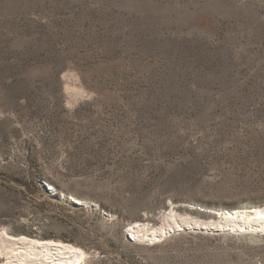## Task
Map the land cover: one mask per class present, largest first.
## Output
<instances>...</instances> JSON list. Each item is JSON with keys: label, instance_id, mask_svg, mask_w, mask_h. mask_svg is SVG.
I'll return each mask as SVG.
<instances>
[{"label": "rangeland", "instance_id": "rangeland-1", "mask_svg": "<svg viewBox=\"0 0 264 264\" xmlns=\"http://www.w3.org/2000/svg\"><path fill=\"white\" fill-rule=\"evenodd\" d=\"M254 206L264 0H0V230L84 264H264L262 234H126Z\"/></svg>", "mask_w": 264, "mask_h": 264}, {"label": "bare ground", "instance_id": "bare-ground-1", "mask_svg": "<svg viewBox=\"0 0 264 264\" xmlns=\"http://www.w3.org/2000/svg\"><path fill=\"white\" fill-rule=\"evenodd\" d=\"M220 216L221 219L213 223L214 227L219 228L220 231L264 233V210L243 211L234 215L220 213ZM183 228L197 229L190 220L185 218L179 220V215L172 210L169 215L164 217L160 227L148 231L146 226L140 231H128L134 241L152 245ZM202 229L205 232L211 230L209 226ZM149 233H152L151 237L148 236ZM0 256L6 258V264H84L87 258L86 252L75 245L65 244L61 241L16 238L10 236L6 229L0 230Z\"/></svg>", "mask_w": 264, "mask_h": 264}, {"label": "water", "instance_id": "water-1", "mask_svg": "<svg viewBox=\"0 0 264 264\" xmlns=\"http://www.w3.org/2000/svg\"><path fill=\"white\" fill-rule=\"evenodd\" d=\"M257 210H264V206H254V207H249V208L243 207V208L237 209V210H226V209H224V210H221V211H216V212H214L215 213L214 215L216 217V219H214V222H212V223H201L199 220H196V223H193V224L195 225V228H197V229H195L193 231L204 232L202 228H204L205 226H209L211 228V230L209 231V233H214V234H223V233L236 234V233L230 232L228 230L220 231L219 228L214 227L213 223H215L219 219H221L220 213L222 215H225V214L226 215H228V214L234 215L237 212L257 211ZM158 215H160V221H159V223H160V226H162L163 219H164L165 216L169 215V211L168 210H164L163 212H159ZM146 226L148 228L147 229L148 231L155 227L154 225H150L149 223L140 222L139 224L132 223V225L128 227V230L134 231V232L135 231H140V230H143L144 227H146ZM198 228H200V229H198ZM128 230L126 231L127 237L129 238V240H131V241L134 242V240L130 237ZM182 231L188 232V231H191V230H189L188 228H183L179 232H182ZM174 233H178V232H174ZM174 233H172V234H174ZM237 234H243V233H237ZM257 234H260V233H257ZM262 235L264 236V233ZM148 236L151 237L152 236V233H149ZM24 237L25 238H28V239H35V238L37 240L40 239L39 236H35V235H34V238H29V237H26V236H24ZM141 237L143 238V236H141ZM137 243H139V242H137ZM140 244L151 245V244H148V243H140ZM155 244H157V243H155ZM152 245H154V244H152Z\"/></svg>", "mask_w": 264, "mask_h": 264}]
</instances>
